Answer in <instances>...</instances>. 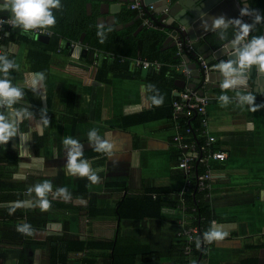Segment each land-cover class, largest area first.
<instances>
[{"label": "crops", "instance_id": "obj_1", "mask_svg": "<svg viewBox=\"0 0 264 264\" xmlns=\"http://www.w3.org/2000/svg\"><path fill=\"white\" fill-rule=\"evenodd\" d=\"M98 1V18L105 17L106 24L97 26H114L108 24L111 14L101 12L105 1ZM24 33L0 47V81L20 92L0 95V123L9 126L0 139V264H85V259L109 264V249L68 251L63 242L119 239L122 246L139 243L163 255L147 263L137 255L136 264H264V103L235 99L248 92L264 98L251 87L260 71L235 78L234 89L207 92L208 133L227 158L211 162L212 222L205 231L212 237L210 249L202 251L203 258L196 251L188 256L186 239L178 235L177 194L163 196L160 216L118 215L126 196L183 186L170 109L182 88L172 70L167 85L153 94L146 77L160 71L138 81L101 73L103 61L119 54L90 47V31L76 41L52 36L41 41ZM132 67L144 70L133 60ZM248 80L249 88L241 89ZM77 152L76 164L87 167L86 175L70 166ZM27 217L43 226L26 233Z\"/></svg>", "mask_w": 264, "mask_h": 264}, {"label": "trees", "instance_id": "obj_2", "mask_svg": "<svg viewBox=\"0 0 264 264\" xmlns=\"http://www.w3.org/2000/svg\"><path fill=\"white\" fill-rule=\"evenodd\" d=\"M90 0H52V3L45 9L48 15L42 17L40 20L34 22L33 26L44 28L53 32L52 38H69L71 40H78L84 31H90V38L86 40L90 47L103 48L112 53L119 54L115 57L114 61L104 60L100 72L108 74L113 72L118 76L126 80L138 81L143 79L142 71L140 69H134L132 67V60L137 58H148L150 60H158L163 64L159 73L149 74L146 77V81L151 86L153 94L157 92L158 87H162V84L167 85V75L170 72L173 76V80L179 78L180 72L176 69V65L182 62V56H178L177 46L170 47L163 50V44L166 41L167 32L175 30V26L172 28H166L167 31H161L158 29L148 28L143 26L142 30L136 34V31L141 25H143V19H136L138 12L133 10L128 4H125L121 11L117 15L116 24L110 27L100 28L97 26V18L99 16L98 0H95L93 13L91 15L87 12V4ZM178 0H171L172 3H176ZM240 7L243 8V1L239 0ZM249 3L248 8H243L244 12V24L246 28L245 40L249 48V52L252 50L255 42L264 41V0H247ZM157 17H161L156 14ZM51 23H48V20ZM157 21L158 19L155 18ZM134 21V23L124 29L118 30L117 24L128 23ZM243 24L237 21L231 22V27L223 26L213 33V37L222 35L221 42L216 43V47L220 46L223 42L229 41L233 38L236 31L243 28ZM23 28L21 25L11 30L7 34V39H19L22 34ZM228 32V33H227ZM89 35V34H88ZM99 47H97V46ZM264 54V51L257 53V55ZM185 55V54H184ZM126 58V59H123ZM124 60V62H123ZM196 60L195 57L192 59ZM159 84V86H156ZM171 114H173V106H170ZM144 117H147L144 115ZM150 119L156 116H148ZM208 117H209V105H208ZM176 122V121H175ZM179 132L185 141H196L198 144L197 156L201 154V148L206 144L208 133L206 128L202 124V117L199 114L191 113L189 116L179 117L177 120ZM191 132L188 133L187 130ZM176 126L173 135V141L175 143ZM176 145V144H175ZM178 147V146H176ZM214 150H220L217 146V142L212 145ZM180 150L177 151V157L180 154ZM198 158V157H197ZM178 160V159H177ZM183 178V183L179 189L169 187H151L148 188L145 193L138 197L126 196L125 199L119 202L118 215L123 219H138L144 218V216H160V210L163 206V196L166 193L177 194V200L180 205V194L182 193L185 185L184 174L179 170ZM199 174L205 172V167L199 166ZM196 179L192 180V188L184 193L187 205L190 208L196 207V215L200 218H204L201 223L198 220H193L194 224H200L204 231H208L211 226L212 217L210 216V205L208 202L209 197L206 193H201L195 188ZM209 193V192H208ZM191 211V209H190ZM25 214H22L23 217ZM27 230L34 226L41 228L43 224L37 223L35 220L26 219ZM45 224V222H44ZM68 251H84L87 249H109L110 254L107 255L109 264H136V257L140 255L141 259L147 262L157 261L162 258V254L159 252L151 251L148 247L144 248L139 243H126L122 246V241L119 239L115 241H96L87 240L79 241L72 240L63 242ZM139 247V250H136ZM199 256L202 254L201 248L195 250ZM185 252V251H184ZM186 254V253H185ZM86 260V261H85ZM85 264L89 263V259H85ZM187 264V262H185Z\"/></svg>", "mask_w": 264, "mask_h": 264}, {"label": "built area", "instance_id": "obj_3", "mask_svg": "<svg viewBox=\"0 0 264 264\" xmlns=\"http://www.w3.org/2000/svg\"><path fill=\"white\" fill-rule=\"evenodd\" d=\"M133 10L138 12L139 18L143 19V26L148 28L158 29L161 31H167L168 18L166 16H161L155 10L153 5H144L142 0H135L130 6ZM161 16L160 18L156 16ZM157 18L158 21L155 19ZM21 25L23 31L33 32L35 36H52L53 32L44 28H39L33 25L21 24L12 18H3L0 16V47L2 42L6 39L7 34L15 29L17 26ZM179 32L174 36V41L178 49V56H182V62L176 65V69L180 72L179 78L184 80L187 84L194 81V75L191 68L188 66V62L184 58V54L192 55L196 54V50L193 47L192 41L188 34H185L186 27L182 24L178 25ZM169 36L172 35V30L167 32ZM1 50V48H0ZM198 69L200 70L201 82L196 88L186 86L183 89L178 90V94L173 100V118L176 121V135L175 144L177 149L181 152L178 156L177 166L183 172L185 178V185L182 193L180 194V224L182 230L178 232V235L186 239V245L184 251L186 255L193 256L196 248H201L203 253H207L210 249L211 239L210 235H207L200 224H194L193 220H198L200 223L204 218H200L196 215L197 208H190L187 205L184 193L192 188V180L196 179L195 188L201 193H206L207 197L211 195V181L213 178V173L211 170L212 160H225L227 154L222 150H214L212 145L216 142V137L208 133L209 117H208V105L210 104L211 97L208 95L207 91L201 94V90H205L209 76L211 73V65L208 63L206 58L201 54L195 55ZM126 59V58H123ZM138 66L143 67L146 70L160 71L163 64L158 60H149L145 58L134 59ZM191 62H194L191 60ZM235 99L238 102H247L249 104H254L257 102H263L264 98H256L251 93H246L243 95H236ZM7 100L4 99L3 103ZM199 114L202 117V124L206 128L207 137L206 144L201 148L200 156H197L198 144L196 141H185L183 136L177 132L180 127L177 123L179 117L189 116L191 113ZM188 133L191 132L190 129L187 130ZM198 157V158H197ZM205 167V172L199 174V166ZM209 192V193H208ZM191 209V211H190ZM27 233L28 230H25ZM203 258V257H202ZM201 262V261H200Z\"/></svg>", "mask_w": 264, "mask_h": 264}, {"label": "water", "instance_id": "obj_4", "mask_svg": "<svg viewBox=\"0 0 264 264\" xmlns=\"http://www.w3.org/2000/svg\"><path fill=\"white\" fill-rule=\"evenodd\" d=\"M92 1L93 0H90L87 4V12L89 15L93 13ZM102 1H105V3L101 4V12L103 14L109 12L111 15L107 17L108 24L115 25L116 14L121 11L122 2L131 3L135 0ZM142 1L144 5H153L157 12L166 10L167 14L165 16L168 18L167 28H172L173 26L177 27L173 30L172 35L167 37L162 47L163 50L176 45L174 36L180 31L178 25L182 24L186 27L185 34L189 35L193 47L196 50V54L203 55L208 63L211 64L209 80L206 89L200 91L201 94L210 90L234 89L236 85H233L232 81H234L235 78L253 76L255 71H260L263 75L254 79V85L251 84V87L256 93L264 94V68H261L260 64H250L241 59L244 53L249 52L245 40L246 28L243 12V8H248L249 4L242 8L239 5V0H178L176 3H172L171 0ZM12 8V0H0V16L3 18H12L19 23L27 24L17 17ZM136 19H139V16H137ZM105 20V17H99L97 20L98 26L106 24ZM233 21L243 24V28L231 40L223 42L220 46L216 47V43L221 42L223 36L213 37V33L220 27ZM133 23L134 21L126 24H118L116 28L121 30ZM142 28L143 25L140 26L137 32ZM84 34L85 33H83L81 40L84 39ZM39 39L44 41V39L48 40L49 38L47 36H41ZM196 54L184 55L194 75V81L188 83V86L193 88H196L201 82L200 70L198 69L197 62L196 60L191 62ZM151 71L152 70L144 69L142 71L143 76H147ZM176 84L181 88L186 86V82L180 79L177 80ZM249 84L250 81L248 80V83L242 86L241 89H248ZM225 85H227V87H225Z\"/></svg>", "mask_w": 264, "mask_h": 264}, {"label": "clouds", "instance_id": "obj_5", "mask_svg": "<svg viewBox=\"0 0 264 264\" xmlns=\"http://www.w3.org/2000/svg\"><path fill=\"white\" fill-rule=\"evenodd\" d=\"M12 3H13L12 10L16 13L17 17L23 20L24 22H26L27 24H32L40 20L42 17L48 15L45 9L48 5L52 3V0H12ZM47 22L51 23V20L49 19ZM262 51H264V41H257L255 42L252 50L250 52L244 53L241 59L242 61L250 64L258 63L260 64L261 68H264V54L257 55V53H260ZM225 87H227V85H225ZM0 95L4 97H18L20 95V92L18 91V89L10 88L8 82L0 81ZM0 120H3V117H0ZM8 129L9 126L7 124L0 123V139L5 138V136L9 134ZM101 147H103V145ZM78 156H79L78 152L71 156L70 166L74 168L76 171H78L81 175H86L88 173L87 167L85 165L76 164V159ZM92 178L95 179V177ZM47 187L48 186L45 185V188ZM37 191L43 192L44 189H37ZM43 203L45 206H47V201H44ZM213 235L216 236L217 238H220L219 234L214 233Z\"/></svg>", "mask_w": 264, "mask_h": 264}, {"label": "flooded vegetation", "instance_id": "obj_6", "mask_svg": "<svg viewBox=\"0 0 264 264\" xmlns=\"http://www.w3.org/2000/svg\"><path fill=\"white\" fill-rule=\"evenodd\" d=\"M202 1H205V0H202ZM242 1H243V4H242L243 7H244L245 5H247V4H249L247 1H244V0H242ZM239 2H240V1H239ZM239 5H240V4H239ZM225 26H227V27H231V23L226 24ZM239 31H240V30H239ZM239 31H236V32H235V35H236ZM227 33H228V32H227ZM235 35H234V36H235ZM234 36H233V37H234Z\"/></svg>", "mask_w": 264, "mask_h": 264}]
</instances>
